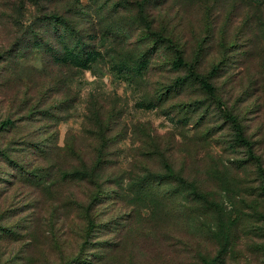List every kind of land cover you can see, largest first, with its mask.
<instances>
[{
	"label": "rangeland",
	"instance_id": "obj_1",
	"mask_svg": "<svg viewBox=\"0 0 264 264\" xmlns=\"http://www.w3.org/2000/svg\"><path fill=\"white\" fill-rule=\"evenodd\" d=\"M0 264H264V0H0Z\"/></svg>",
	"mask_w": 264,
	"mask_h": 264
},
{
	"label": "trees",
	"instance_id": "obj_2",
	"mask_svg": "<svg viewBox=\"0 0 264 264\" xmlns=\"http://www.w3.org/2000/svg\"><path fill=\"white\" fill-rule=\"evenodd\" d=\"M55 17L56 16H52V18H55ZM54 21H55V19H52L50 21V23L54 22ZM61 25H62V22H61ZM65 25H62L61 26L62 30L56 33V35L59 39H64L66 37V35L68 34L67 28L65 27ZM75 47H79V48L73 50L74 51L73 54L78 58V60L80 62L85 63L86 59H87V51H85L82 46H78L77 44L75 45ZM70 51H71V49H69L65 46V47H63V50L60 53V56H59V54H56L55 57L58 58L63 63H66V58L65 57L63 58L62 56H65L66 53H68ZM171 64H172L173 68H179L181 66H187V70H188L187 76L177 77L175 80L176 83H184L187 79L192 78L194 80H199L201 86L205 90H207L208 92L212 91V86L208 82H206L203 78H201L199 75H197L195 73V71L192 69V66L190 64H188V65L186 64L181 53L176 55L175 60H173ZM213 70H214V68L212 69V71ZM4 123L10 124L11 120H6ZM166 176H169L170 178H172L173 181H176L178 183V186L183 188L184 190H190L193 193L195 192L194 185L191 182L184 179L183 177H181L179 174L174 173L170 167H166V173L165 174H153L152 176H150L152 178H150L149 183H154L155 185H160L163 183V179Z\"/></svg>",
	"mask_w": 264,
	"mask_h": 264
}]
</instances>
